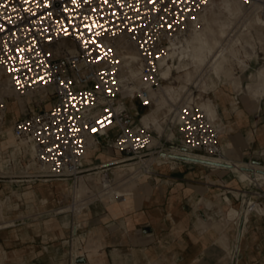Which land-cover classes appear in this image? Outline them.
Segmentation results:
<instances>
[{
  "label": "built area",
  "instance_id": "1",
  "mask_svg": "<svg viewBox=\"0 0 264 264\" xmlns=\"http://www.w3.org/2000/svg\"><path fill=\"white\" fill-rule=\"evenodd\" d=\"M211 1L0 0V78L19 98L37 95L12 123L14 136L31 147L35 164L42 168L29 183L41 176L73 182L87 166L91 140L136 162L150 156L161 159L174 150L177 155L168 160L143 166L146 176L155 174L154 167L196 164L183 152L223 157L218 124L191 102L179 106L173 140L157 134L158 142L152 145L154 132L139 123L138 108L150 109V90L165 83L159 60L169 40L183 38ZM241 2L264 19V0ZM130 66L138 71L137 79H122ZM7 101L0 94V133L9 114ZM109 167L105 169L111 176ZM240 192L258 206L264 200V190L255 183ZM115 197L125 201L123 195ZM72 222L66 239L70 243L82 230L73 231ZM239 253L232 251L228 264H238ZM85 260L80 239L77 253H67L65 264Z\"/></svg>",
  "mask_w": 264,
  "mask_h": 264
},
{
  "label": "crops",
  "instance_id": "2",
  "mask_svg": "<svg viewBox=\"0 0 264 264\" xmlns=\"http://www.w3.org/2000/svg\"><path fill=\"white\" fill-rule=\"evenodd\" d=\"M214 102L224 129L219 144L222 150L228 151L223 157L232 162L264 166V98L257 103L247 94L229 88ZM232 102L236 105L235 111ZM155 170L154 175L147 176L149 189L142 187L103 195L108 198V204L88 208L81 222V248L86 257L82 264H219L218 233L215 227L207 225L209 216L216 215V199L228 196L229 204L233 199L229 192L241 191L242 183L225 166L180 164L175 169L165 165ZM115 195L125 196V201ZM40 198L35 190L34 201L28 203L30 208L26 202H20L24 211L6 217L20 222L13 229L0 231V264H65L61 240L66 227L64 222L63 227L39 222L43 218L38 217ZM47 198L51 208L57 206V192ZM203 199L206 204L208 201L214 204L202 209L199 203ZM229 206L230 210L234 209ZM260 206L264 208V200ZM198 216L207 223L205 227L203 222H198ZM248 223L250 231L242 239L243 254L238 264H264L261 254L264 215L257 219L250 215Z\"/></svg>",
  "mask_w": 264,
  "mask_h": 264
},
{
  "label": "bare ground",
  "instance_id": "3",
  "mask_svg": "<svg viewBox=\"0 0 264 264\" xmlns=\"http://www.w3.org/2000/svg\"><path fill=\"white\" fill-rule=\"evenodd\" d=\"M253 23H256L258 25V30L255 31V32H257L255 34H256V36H259L261 39V37H264V32L261 31V30H264V19L259 18L254 12L247 10L243 6L241 0H212L210 5L202 13L197 15L191 21V23L189 25V30L186 33V35L183 36V38H176V39L169 40L166 51L159 60L160 75H161L163 81H165L167 78H169L172 75L173 70H175L176 73L180 74L179 78H182L185 83H192L194 85V87L197 88L198 91H200L202 94H208V88L209 87L207 86L206 81L209 77H211L213 80H215V83H217L219 85L230 84L235 89L239 88V85H241L239 81H241V80L238 81L237 75H239V74H237L238 72H236V70L238 69L240 73H243L247 69H249V65L244 60L245 58H247L246 52H248L247 51L248 49L246 50V52H243L245 54V55L243 54L244 55L243 56L244 59H243V58H241L242 56L241 57L239 56V52H238L239 50L237 49V45L238 44L240 45L242 40H243L242 37H243V35H245V34H243L244 33L243 30L247 27H251L253 25ZM241 32H243V33H241ZM250 38H251V36H250ZM250 38H248V39H250ZM262 39H264V38H262ZM243 41L246 42V40H243ZM259 42H261V41H259ZM249 43L247 41L246 45L251 47V42H249ZM241 47H242V45H241ZM242 49H244V48L242 47ZM130 57H131V61H133L135 59V54H131ZM186 60H190V62H191V67H192V69H190L191 71H188L187 64L185 63ZM137 74H138V71L130 66V67L125 69V73L123 74L122 79H135L136 80ZM4 81H5V85L2 81V78H0V85H1L0 86V94L3 96H6V97L11 96V95H15L18 98V102H16L13 106H11L10 103L7 101V108L9 111L11 108H13L16 111V113L19 114L23 110V107H24L23 105L25 104L23 102H25V100L27 102H30L31 99L33 97H36L37 95L25 97V100H22L23 102H21L20 98L13 92V90L10 88L7 81L5 79H4ZM4 86H7V87L4 88ZM241 93L247 94L249 97H251V99L255 100L257 103L261 98H264V69H260V70L256 71V73H254L252 76H250V78L247 81V83L245 84V86L242 87ZM150 94H151V97L153 98V106L150 109H148L146 112H144L140 115L139 121L143 127H145L146 129H150L152 131H155L159 136L165 133V129L162 127L161 122H160L162 118H165V117L170 115V119H169L170 122L179 123V115H178L179 106L181 104L182 105L185 104L186 102H191L194 104L195 99H197V100L200 99L199 97L194 98L192 90H190L189 88H187L184 85H181L179 88L174 89L172 86H164L162 84L158 89L150 90ZM219 94L220 93H219L218 87H215V89H213V91H212V97L217 98V96ZM196 105L211 120H213L214 122H216L218 124L220 132L223 133L224 129L218 120L217 111H216V107L213 104V100L206 99L205 101H199L196 103ZM131 106H134L133 103ZM232 110H234V111L236 110V105L234 102H232ZM160 116H162V117H160ZM167 135L170 138L174 137V134L172 131H168ZM0 138H1L0 139V155H1L0 156V179H8L9 183L28 182L25 178H31V177L33 178L34 177L33 175L32 176L29 175V172H28L29 169L34 170L35 173H41L42 168L37 166L33 160V151L31 149V147L27 143H25L24 141L18 140L14 136L13 131H12V126H11L10 130H1ZM15 141H18V143L14 144ZM154 142L157 144L158 141H155V139L152 138L151 144L156 145ZM10 146L12 148V150L10 151L11 152L10 153L11 158H13L14 160H17L18 156L23 151L26 155H28V157H29L28 161L29 162L31 161V163H29V164H24L26 166L23 169L24 171H23L22 175H19V173L17 175L14 173L5 172V171H3L2 167H1L2 163H3L2 154H4V153L6 154V152H8L7 151L8 148ZM92 150L97 151L98 146L96 145V143L94 141L91 140L89 142L88 150H87L85 155H87L88 152H90ZM221 150H222V148H221ZM173 152H174V150H173ZM115 153L118 155V152H115ZM183 153H182L183 157H185L187 159H191V161H188V162H195V161H197V162L198 161L209 162V163L211 162L215 165V164H217L216 160L218 161V159H220L221 162L225 161V162H227L228 166L230 165L229 167H231L235 171H238L239 179L242 182H245L246 184L247 183L249 184L251 182H256L258 180L256 177L264 176L262 174L261 175L255 174L254 178H252L251 172H246V170L245 171L242 170L243 167H248V168H251L252 170L256 171L257 167H256V165H253V164H246L244 162H232L230 159H228L226 157L207 159V158L199 156V155H190L189 153H185V152H183ZM174 154H175V152H174ZM227 154H228L227 150H225V149L222 150L223 156H226ZM164 155L165 154H163L161 156V159L154 157V156H150L146 159H141V162L135 161L132 163H129V162L132 161L133 159L118 156L120 158H114L113 157L109 160L102 161V162H100L96 165H93V166L89 164L90 160H86L84 162L86 163L87 166H84L83 171L75 178V180L73 182L70 181L71 182V188L68 187V182L66 184L63 183V181H66V180H63V179H45L43 176H41V178H44V179L41 180V182L43 184H42L41 188L38 189V193L45 200V193L48 191L49 188L51 189L49 183H51V181L56 182V188L57 189H60L63 192L71 193V196H72L71 200H72L73 204L67 208L69 211L75 209L74 213L78 215V214H80V211L82 209H85V208L87 209L89 204L92 202V200H94V199H92V200L90 199L91 201L88 200L87 202H85V199H84V203L81 201L80 197L83 196V195H81L82 191H86V194H87L86 189H89V186H91L92 188H101V190H102V192H100L101 194H98L97 196L95 195L96 197H99V198H101L103 195H112V194L116 193L117 190L119 191L122 189L123 186H121V188L119 187V189H118V187L114 186L117 184V182H115L116 184L114 183V181H113L114 178L113 177H112L113 179L110 178V175H109V173H107L108 171H106L105 167L111 166V167H116L117 169L129 167V169H131L130 181H128L129 183L127 182L126 186L125 185L124 186L127 188H128V186H132V187H130L132 190L139 189L142 187L149 189V187L146 184L147 178H144L146 176V174H143L141 171L142 167L144 166L146 168H149L150 164L153 162L160 164L162 161H164V160H162L164 158ZM165 159H167V158H165ZM197 162H195V163L197 164ZM200 164L207 166V167H210V168L216 167V166H212V165L210 166V165L203 164V163H200ZM111 167H109V169H112ZM160 167H163V166H160ZM101 168H104V169H101ZM259 168H261V167H259ZM261 170H264V169H261ZM154 171H156V170H154ZM111 173H113V171ZM117 173H119V172H117ZM118 175H120V173ZM118 175H117V177H115L116 176V174H115L114 177L116 179L118 177L120 178L121 175L120 176H118ZM92 176H95V178H91ZM122 178L123 177H121V179H119V180H122ZM23 179H25V180H23ZM118 179L116 181H118ZM4 181H6V180H4ZM118 182H120V181H118ZM125 182L126 181L124 180V183ZM130 188H128L127 190H129ZM15 192H14V190H12V193H10V195L14 194ZM49 192H51V191H49ZM49 192H48V194H49ZM91 193H90V195H91ZM83 194H85V193L83 192ZM238 194H240L239 191H233V196L238 195ZM242 195H244V194H242ZM9 196H7L6 198L0 199V230H2V229L6 228V227H8L14 223V220L6 219V217H7L6 213L3 211L4 209H9V210L12 209V208L10 209V203L8 202ZM92 196H93V194H92ZM92 196H88V198L92 197ZM75 198H77V199L79 198V200L77 201ZM228 199H229L228 196L219 197V199L218 198L216 199L217 203H215V204L221 205V204L225 203V205H226V203H227L226 201ZM44 200H42L41 202H43ZM203 200L202 201L200 200L202 203H199V204H204V203L206 204V201L205 200L203 201ZM33 201L34 200H32L31 202H33ZM208 202L206 205L204 204V206L207 207L208 204H214V203H210V202L208 203ZM210 206H209V208H210ZM246 207H247V210L245 211V214H244L245 223H244V226L242 227V230H241L242 235L244 233H246V231H247L246 222H247L250 214L254 213V214L260 216L262 214V210H264V209H262V210L257 209V207L255 206V203H252V202L248 203ZM67 208H65L64 210H67ZM221 209H219V210H221ZM64 210L63 209L61 211L58 210L57 212H54V213L58 214V213L63 212ZM41 214H40V216H38V215L37 216L38 217L49 216L48 213L43 214L41 212ZM32 215L34 217H37L34 214H32ZM222 216H223V214H222ZM239 216L240 215H238L236 217H239ZM223 217H220V218L224 219L225 217L224 218ZM199 218L200 217L198 216V222L201 221V219H199ZM209 218L212 222L214 221L213 220L214 217L211 218L209 216ZM210 220L208 222L209 224H207L206 222H203V221H201L200 224L203 222V224L206 223L208 226L212 225L211 227H214L215 225H218V223H220V221H221L219 219L220 221L217 220V222L215 221L213 224H210V222H211ZM222 222H223V220H222ZM224 223H225V220L222 223L225 226ZM200 224H199V226H200ZM203 226L205 227V224ZM218 226L215 227L217 232H218V229H217ZM72 227H73V231L78 228V226H76L74 224V220H73ZM200 227H202V226H200ZM220 227H221V225H220ZM221 231H222L221 233L224 234L223 232H225V231L223 230V227L221 228ZM201 232H202V229H201ZM235 232H237V231L235 230ZM75 235L76 234H73V239H72L71 243L63 241V243H65L64 245H66V247H67V243L69 244L70 248L67 247L68 253L71 254L72 256H74L77 253V249H78L79 243H80V242H77V244L75 243V241H74ZM225 235H226V233H225ZM225 235H224V237L227 240ZM236 236H237V234H236ZM217 237H218L217 241L215 240L216 246H218V248L222 249L224 252H227L225 254L227 255V258L228 257L230 258L232 256V254L230 252L228 253V251H229L228 250V248H229L228 242L225 239H223L224 238L223 236H217ZM215 241H214V243H215ZM234 243L236 244L237 241ZM226 244L228 245L227 246L228 248L226 247Z\"/></svg>",
  "mask_w": 264,
  "mask_h": 264
},
{
  "label": "rangeland",
  "instance_id": "4",
  "mask_svg": "<svg viewBox=\"0 0 264 264\" xmlns=\"http://www.w3.org/2000/svg\"><path fill=\"white\" fill-rule=\"evenodd\" d=\"M256 30H258V25L256 23H253V25L251 27H247V28H245L243 30L244 33L241 32V33L245 34V35H243L242 39L243 40H246V42L248 41V43L251 42V47L247 46L246 45V42H244L243 40H242V42H241L240 45L239 44L237 45V49L239 50L238 51L239 52V56L240 57L242 56L241 58H243V59H244L243 56L245 55L243 52H246V50L248 49L247 50L248 52H246L247 53V58H245L244 60L249 65V69H247L243 73H240L238 69L236 70V72H238L237 74H239V75H237L238 76V81L241 80V81H239L240 84H241V85H239V88H236L235 89L230 84H228V85H219V84L215 83V80H213L211 77H209L207 79V81H206L207 86L209 87L208 88V94H202L200 91H198L197 88L194 87V85L192 83H185L182 78H179V75L180 74L176 73L175 70H173L172 75L164 81L165 83H163V85L164 86H172L174 89L179 88L181 85L186 86L187 88H189L190 90H192L193 95H194V98H196V97H199L200 98L199 100H197V99L194 100V104L195 105L199 101H205L206 99H211V100H213V104L215 106L214 99H216V98H213L212 97V91H213V89H215V87H218V90H219V93H220L217 96V98L220 97L222 94H224V91L226 89L228 90L229 88L232 89V90H234L235 92H240L241 93L242 87L245 86V84L249 80L250 76H252L254 73H256V71H258L260 69H264V39H262L264 37H261V39H262L261 40L259 36H256V34H255V33H257V32H255ZM261 31L264 32V30H261ZM250 36H251V38H250ZM246 38L247 39L250 38V39L247 40ZM259 41H261V42H259ZM241 45H242V47L244 49H242ZM185 63L187 64L188 71H191L190 69H192V67H191L190 60H186ZM2 81H3L4 85H5L4 78H2ZM5 87H7V86H4V88ZM7 100L10 103L11 106H13L16 102H18V98L15 95L7 96ZM20 100H21V102H23L22 100H25V98H20ZM32 100L33 99H31V101ZM30 102H27L26 100H25V102H23V103H25L23 105L24 106L23 107V110H24L25 106L27 104H29ZM196 107H197V105H196ZM138 110H140V115L142 113H144V112L147 111V109H139V108H138ZM18 117H19V114H17L16 111L13 108H11L10 111H9V114H8V117H7V120H6V123L3 126V129L2 130H10L13 121L16 118H18ZM160 117H162V116H160ZM169 119H170V115L167 116V117H165V118H162L161 119L160 122H161L162 127L165 129V133L162 134V135H160V136H162L163 138L167 137L168 139H172L173 140V138L168 137L167 134H168V131H172L174 133L175 132V129L177 128V124L178 123H176V122L175 123H172V122H170ZM135 122L136 123L138 122V118L135 119ZM139 123H140V121H139ZM153 132H154L153 138L155 139V141H157V133L155 131H153ZM17 143H18V141H15L14 144H17ZM11 150H12V148L10 146L8 148V150H7L8 152H6V154L5 153L2 154L3 163H2V166L1 167H2L3 171H5V172L14 173V174H17V175L19 173V175H22V173L24 171L23 169L26 166L24 164H29V163H31V161L30 162L28 161L29 160V157L23 151L18 156V159L17 160H14L13 158L10 157V153H11L10 151ZM169 155L172 156V155H177V154L176 153L174 154L173 150H171L169 153H167V154L164 155V158L162 160H164V161L168 160L169 159L168 158ZM113 157L114 158H120V157L117 156V154L112 149H109L105 145H101V146L98 147V150L97 151L92 150V151L88 152V154L85 155V159L84 160L85 161L86 160H90L89 164L93 166V165H96V164H98V163H100L102 161L109 160V159H111ZM165 158H167V159H165ZM187 161H191V159H187ZM132 162H135V160H132L129 163H132ZM195 162H197V161H195ZM216 162H217V164H215V165L213 163H211V162L209 163V162H200V161H198L197 164L203 163V164H207V165H210V166L212 165V166H216V167H222V166L223 167L224 166L227 167L228 166L227 165V162H225V161H222L221 162L220 159H218V161L216 160ZM246 164H250V163H246ZM253 165H256V167H257L256 168V171L255 170H252L251 168H248V167H243L242 170L243 171L246 170V172H251L252 173V175H251L252 178H254L255 174H260V175L262 174V175H264V170H261V169H264V166H259L257 164H253ZM229 166H228V168L230 169L231 173L241 183H243V184L239 185V187H241V191H242V187H245V185H249V184H253V183H255V185H257V186H260L261 185L260 186L261 189L264 190V176L256 177L258 179L256 182H251L249 184L248 183L246 184L245 182H242L239 179V173H238V171L233 170ZM259 167H261V168H259ZM111 168L112 169H110V171L111 172L113 171V173H111L112 175L110 176V178L113 177L114 179L113 178L112 179H113L114 183L117 182V184L115 183L116 185H114V186L118 187L117 185L119 183V185H120L119 187L120 188H121V186L124 187V188L122 187V189L119 190V191H129V190H132L130 188L132 186H128V188H130L129 190H127L128 188L125 187L126 184H127V182L130 181L131 169H129V167H126V168H118V169L116 167H111ZM154 169H156V167H154ZM28 172H29V175H31V176L33 175V173H35L34 170H32V169H29ZM117 172H119L120 175L122 173L123 174L120 176V175H118L119 173H117ZM115 174H116V176H115ZM117 175L120 176V178L118 177L119 179H121V177H123L122 180H119L117 178L118 181H120V182L116 181L117 179L115 177H117ZM91 178H95V176H92ZM144 178H147V176H145ZM25 179L28 181V183L33 180V179H30V178H25ZM25 179H23V180H25ZM43 179L44 178H41V179H38V180L34 181V182H36L35 184H26L24 186H13V185H11L8 182L9 181L8 179H0V199L6 198L7 196H9L10 193H12V190H14V192L16 191L14 194H12V195L9 196V200H8V202L10 203V209L11 208L12 209L11 210H9V209H4L3 210L6 213V216L7 217H14V216L18 215L21 211H24V209L21 208V206H20V202H26L28 204L29 202H31L32 200H34L35 190L38 192V189L41 188V186L43 184L41 182V180H43ZM4 180H6V181H4ZM124 180L126 181L125 183H124ZM67 182H68V187L71 188V182L70 181H63L64 184H66ZM49 184H50L51 189L49 188L48 191L45 193V200H44V198H42L41 195H40L41 198L39 199V202H40V205H41V209L39 210L40 214H41V212L43 214H47L48 213L49 216H46V217L41 218L39 222L40 223H44L45 221H48L49 223L52 222L53 225L56 224L58 227H63V222H64V225L66 227V234H65V237L61 240L62 243H63V241H66V239L69 237L68 227H69V225H70V223H71L72 220H74V224L76 226H78V228H81L82 227L81 222L84 219V215H85V213H87V211L90 208H92L93 206H100V205L103 206L104 205L103 204L104 202H106L107 204L109 202V200H108L107 197H105L106 200H105L104 197H101V198L96 197L98 194H101L100 193V192H102L101 188H92L91 186H89V189H86L87 190V194H86V191H82L81 195H83V196L80 197L81 198V201L84 203V199H85V202H87L90 199L91 200L94 199V200H92V202L89 204V206H88L89 209L88 208L87 209L86 208L85 209H82L80 211V214L77 215V214L74 213L75 209L69 211L68 208H67V207H69L70 205L73 204L72 203V200H71L72 199L71 193H69V192H63L62 190L57 189L56 188V182H51ZM119 187H118V189H119ZM49 191H51V192H49ZM119 191L117 190V192H119ZM48 192H49V194H48ZM54 192H57L58 193V199H57L58 200V203H57V206L51 208V206L48 204V198L47 197L48 196H51ZM83 192L85 194H83ZM90 193H91V195H90ZM239 193L240 194L234 196L237 199H239V201H233V199H230V203L229 204H231V206L234 207V209H231L230 210L231 207L229 206V204H226V205H225V203L224 204H221V205L216 204L217 207L216 208L214 207V209L218 213L215 212L216 215H214V218H213L214 221L213 222H215V221L217 222V220L220 219L221 221L220 220L219 221L221 223L222 220H223V222L225 220V223H224L225 226L222 224L223 222L221 224L218 223L219 226L214 224L215 225L214 227L218 226L217 227L218 232H217L216 228H215V230L218 233V236H223L224 237V235L226 233L225 236H226L227 240L225 239V237L223 239H225L228 242V245L229 246L226 244V247L227 246L229 247V248L227 247L228 250H229L228 253L230 252L232 254V251H235V253H236L237 250H240L239 255L241 256L243 254L242 239L244 238V236H246V233H244L243 235L241 234L242 227L244 226V223H245L244 214H245V211L247 210V207H246L247 204L248 203H251L253 198L248 200V198H245V196H247V195H245L244 193H241L240 191H239ZM92 194H93L94 197L92 196ZM242 194H244V195H242ZM88 196H92V197H89L88 198ZM41 199L44 200V201L41 202L42 201ZM75 199L77 201L79 200V198L78 199L75 198ZM241 200H242V205L240 203ZM252 203H255V202H252ZM201 205H202L201 206L202 209H208L207 207L204 206V204H201ZM28 206L30 208V204H28ZM255 206L257 207V209H260V210L264 209L261 206H258L256 203H255ZM211 207L212 206H210V208ZM65 208H67V210H64ZM62 209L64 210L63 212L58 213V214H55L54 213V212H57L58 210L61 211ZM219 209H221L222 211L219 210ZM222 214H223V216L225 218L222 216ZM238 215H240L239 216L240 218L239 217H236ZM250 215H253V219H257V217H258V215L254 214V213L253 214H250ZM261 215H264V210H262V214ZM206 216H208V215H206ZM219 216L220 217H223L224 219L220 218ZM203 218H205V217H203ZM9 219H11V218H9ZM248 221H249V217H248V220L246 222V226H249L248 225L249 224ZM220 225H221V227H220ZM48 227H50V225L47 226V228ZM222 227H223V230L225 231V232H223L224 234L221 233L222 232L221 231V228ZM9 229H13V227L12 228H9ZM235 230L237 232H235ZM247 231H250V228H247ZM230 234H232V236H230ZM236 234H237V236H236ZM251 234H252V231L250 232V235ZM80 235L83 236L82 235V230H81ZM81 236L79 237V235H77V234L75 235L74 241H75L76 244H77V242H80ZM236 241H237V243L235 244L234 242H236ZM249 241L250 240L248 239V242ZM64 244L65 243H63V245ZM81 245H82V239H81ZM63 247H64V262H65L66 254L68 253V248L66 247V245H64ZM260 248H261V246L258 247V251H256V252H259ZM253 249H254V247H253ZM217 250H218L217 251V254H218V257H219V260H220L219 264H228V258H227V255L225 254L227 252H224L220 248H218ZM261 254L264 255V250H262Z\"/></svg>",
  "mask_w": 264,
  "mask_h": 264
},
{
  "label": "snow or ice",
  "instance_id": "5",
  "mask_svg": "<svg viewBox=\"0 0 264 264\" xmlns=\"http://www.w3.org/2000/svg\"><path fill=\"white\" fill-rule=\"evenodd\" d=\"M75 2H76V0H73V3H75ZM25 3H27V0H25ZM25 11H27V9H25ZM93 131H95V129H93Z\"/></svg>",
  "mask_w": 264,
  "mask_h": 264
}]
</instances>
